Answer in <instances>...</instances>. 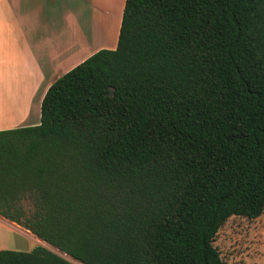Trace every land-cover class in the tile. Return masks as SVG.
<instances>
[{"label":"trees","instance_id":"obj_1","mask_svg":"<svg viewBox=\"0 0 264 264\" xmlns=\"http://www.w3.org/2000/svg\"><path fill=\"white\" fill-rule=\"evenodd\" d=\"M263 208L264 0H124L115 47L0 130V217L65 257L0 264H223Z\"/></svg>","mask_w":264,"mask_h":264},{"label":"crops","instance_id":"obj_2","mask_svg":"<svg viewBox=\"0 0 264 264\" xmlns=\"http://www.w3.org/2000/svg\"><path fill=\"white\" fill-rule=\"evenodd\" d=\"M123 2L0 0V130L37 124L53 81L97 50L115 47ZM5 117L12 124H3Z\"/></svg>","mask_w":264,"mask_h":264},{"label":"rangeland","instance_id":"obj_3","mask_svg":"<svg viewBox=\"0 0 264 264\" xmlns=\"http://www.w3.org/2000/svg\"><path fill=\"white\" fill-rule=\"evenodd\" d=\"M100 16L102 15L98 18L99 25L103 19ZM100 29L101 26L96 25L93 33H99ZM97 44V40L92 41L87 50ZM105 48L111 49V46ZM2 105L6 111L7 102L3 100ZM1 121L3 124H12L6 117L1 118ZM37 245L59 254L21 227L0 218V250L28 252ZM213 246L217 249L223 264H264V208L261 215L253 220L241 217L228 218L218 230Z\"/></svg>","mask_w":264,"mask_h":264},{"label":"water","instance_id":"obj_4","mask_svg":"<svg viewBox=\"0 0 264 264\" xmlns=\"http://www.w3.org/2000/svg\"><path fill=\"white\" fill-rule=\"evenodd\" d=\"M108 95H111V91L108 93Z\"/></svg>","mask_w":264,"mask_h":264}]
</instances>
